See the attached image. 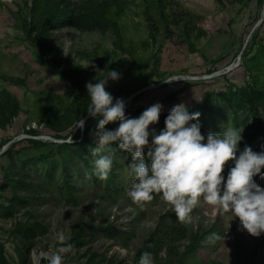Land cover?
<instances>
[{
  "label": "rangeland",
  "instance_id": "obj_1",
  "mask_svg": "<svg viewBox=\"0 0 264 264\" xmlns=\"http://www.w3.org/2000/svg\"><path fill=\"white\" fill-rule=\"evenodd\" d=\"M102 1L69 0L75 7H93ZM106 1L120 38L110 31L65 27L53 31L49 39L54 54L70 62L79 90L37 61L36 47L25 30L32 1L0 0V205L14 206L9 218L0 208V248L6 263L21 264L23 251V264H48L42 253L62 245L59 234L65 237L64 245L81 229L84 244L63 254V264H139L141 247L154 237L160 238L156 247H163L153 256L155 264H264V234L250 235L230 212L201 199L187 222L177 218L161 194L133 203L127 192L135 177L122 155L113 161L114 187H107L106 179L98 176L95 184L84 164L74 159L66 178L77 203L70 204L63 196V144L77 134L86 137L89 127L87 142L95 147L98 121L86 110L90 105L86 84L100 75L97 68L121 73L122 78L110 81L106 89L114 97L124 98L126 104L134 101L142 111L160 103L162 116L180 103L189 109L200 105L206 93L219 92L226 83L244 87L250 82L245 67L249 63L252 67L257 52L253 36L257 35L258 45L264 42V0H164V16L154 0ZM150 77L154 84L145 87ZM173 77L179 80L166 82ZM187 84L170 102L169 97ZM132 113L126 109V116L138 117ZM222 115H228L225 108ZM161 116L150 130L163 129ZM80 117L86 118L84 129L75 128ZM220 125L234 127L230 119ZM106 127L114 129L118 122ZM32 129L40 135H29ZM9 148L14 171L29 185L28 190H17L23 202L16 206L10 203L12 183L5 178ZM85 157L89 158L88 152ZM47 169H54L51 185ZM257 183L264 187V179ZM19 223L43 226L28 254L15 233ZM110 226L120 232L118 238L99 231ZM214 234L225 238L216 239Z\"/></svg>",
  "mask_w": 264,
  "mask_h": 264
},
{
  "label": "clouds",
  "instance_id": "obj_2",
  "mask_svg": "<svg viewBox=\"0 0 264 264\" xmlns=\"http://www.w3.org/2000/svg\"><path fill=\"white\" fill-rule=\"evenodd\" d=\"M98 74L86 84L90 105L88 116L98 121L95 133V173L107 179L113 159V145L131 155L128 168L135 182L127 192L133 203L154 199V194L172 206L181 221L191 222L192 212L201 199L210 205L230 212L239 218L240 225L250 235L264 234V187L255 178L264 174V151L251 147L241 150L243 130L235 127L202 134L200 112H190L185 103L173 106L164 121L165 127L157 131L163 105L156 103L138 117L126 116L124 98L114 97L107 87L122 76L116 70L96 69ZM176 77L166 81L172 83ZM118 122V127L107 129ZM86 118L80 117L75 128L84 129ZM231 161L225 177L222 173ZM216 239H224L214 234ZM62 246L42 253L48 264H63L64 255L72 245H63V233L59 234ZM139 264H155L151 252H143Z\"/></svg>",
  "mask_w": 264,
  "mask_h": 264
},
{
  "label": "trees",
  "instance_id": "obj_3",
  "mask_svg": "<svg viewBox=\"0 0 264 264\" xmlns=\"http://www.w3.org/2000/svg\"><path fill=\"white\" fill-rule=\"evenodd\" d=\"M32 7L30 8V17L25 21L26 26V37L31 42V44L36 47V59L37 61L50 69L53 73L60 76V78L67 84L71 85L76 89H81V84L79 80L75 77L74 71L69 61L64 60L61 54H54L55 49L50 43L49 39L51 33L55 30H60L65 27L76 29L80 32H112L117 38H120V29L118 23L115 19L110 17L109 10L111 4L103 0L95 6L89 7H75L71 5L69 0H31ZM155 6L158 13L163 16L165 14L164 0H154ZM262 3L263 0H260ZM74 6V7H73ZM257 35L253 36V46H257V52L254 56L252 67L249 64L246 65L248 77L250 82L246 83L244 87H237L231 83H226L224 88L219 92H208L204 95L201 104L190 108V112H200L201 116L199 123L201 125L202 134H207L209 132L218 133L225 129L221 128V122L227 123V119H230L231 124L235 128L243 130V139L241 142V150L248 146L254 151L260 152L264 151V42L259 45L256 42ZM256 72H260L256 74ZM254 73V74H253ZM163 80V76H159ZM14 82L20 84L21 80L15 79ZM154 84L153 79L150 77L145 82V87ZM190 85H185L182 89L176 91L169 97V101L176 99L181 95L185 88ZM224 108L227 110V117L222 115ZM126 109L129 112H133V116H139L143 111L140 107L136 106L135 102H129L126 104ZM168 114H163L161 116L163 128L165 127L164 121ZM242 119V120H241ZM89 128V127H88ZM86 129L84 138L77 134L73 141L69 143H64L63 148L66 156L62 163V189L63 196L68 203L76 204L77 195L73 191L72 185L67 181L66 174L67 169L72 166V161L74 159H79L89 171L91 178L95 180L97 175L91 170V162L93 161V156L91 155L94 146H91L87 142L89 136V129ZM31 136L40 135V131L32 129L28 131ZM67 138L63 139L66 140ZM30 141H33L30 139ZM113 150L105 153L109 154L114 158L117 155H122L124 158L131 163V155L127 152L119 150L118 144L113 145ZM11 148H9L5 155L9 161V167L5 170V178L8 179L12 185L13 195L10 199V203L17 205L19 202L22 203L23 200L18 196L17 190L25 188L29 189V185L25 183L19 172L14 171V158L11 156ZM89 153V158L85 157L86 153ZM55 168L57 165H54ZM53 167V166H52ZM231 167V162L225 166V171L222 173L225 177ZM54 168V169H55ZM51 169V168H50ZM46 171V180L48 185H51V181L54 179V169ZM111 169L106 182L107 187H114V176ZM264 179V174L260 177H256V182ZM0 208H3L0 205ZM4 215L6 217H11L14 213V206L7 207ZM15 233L19 235L22 242L25 243L23 247H26L27 254L30 253L33 239L43 231V226L35 224L19 223L15 227ZM99 231L109 238H118L121 234L119 231L114 229L112 226L101 228ZM160 238L154 237L149 239L144 243V247H141L140 253L151 252L153 256L163 249V247H156L159 243ZM28 243V244H27ZM71 244L72 246L82 245V231L81 229L76 230L73 233L72 239L64 244L65 246ZM62 246V245H61ZM3 249L0 248V264H7L4 257L2 256ZM19 259L21 264L25 261V256L23 251L19 253Z\"/></svg>",
  "mask_w": 264,
  "mask_h": 264
}]
</instances>
